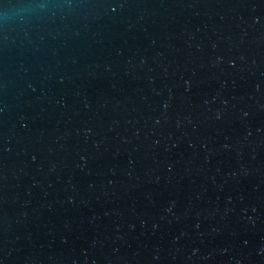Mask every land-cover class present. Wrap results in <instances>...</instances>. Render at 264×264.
Segmentation results:
<instances>
[{
  "label": "water",
  "instance_id": "obj_1",
  "mask_svg": "<svg viewBox=\"0 0 264 264\" xmlns=\"http://www.w3.org/2000/svg\"><path fill=\"white\" fill-rule=\"evenodd\" d=\"M0 264H264V0H0Z\"/></svg>",
  "mask_w": 264,
  "mask_h": 264
}]
</instances>
